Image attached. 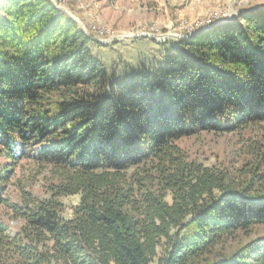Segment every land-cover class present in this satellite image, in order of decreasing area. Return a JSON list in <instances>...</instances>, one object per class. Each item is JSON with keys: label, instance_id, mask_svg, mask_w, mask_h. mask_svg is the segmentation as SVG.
<instances>
[{"label": "trees", "instance_id": "1", "mask_svg": "<svg viewBox=\"0 0 264 264\" xmlns=\"http://www.w3.org/2000/svg\"><path fill=\"white\" fill-rule=\"evenodd\" d=\"M94 43L51 0H0V264H264V235L225 252L264 224V5L124 79ZM252 127L233 171L180 144ZM22 159L43 195L5 192Z\"/></svg>", "mask_w": 264, "mask_h": 264}, {"label": "rangeland", "instance_id": "2", "mask_svg": "<svg viewBox=\"0 0 264 264\" xmlns=\"http://www.w3.org/2000/svg\"><path fill=\"white\" fill-rule=\"evenodd\" d=\"M72 16L95 40L93 55L112 68L120 79L136 73L138 66L157 63L165 51L177 46L179 39L191 37L210 26L233 21L240 12L264 5V0H51ZM209 26V27H208ZM207 28V29H206ZM264 127V122L262 123ZM253 127L230 132H208L181 138L180 144L191 158L221 169L242 166V146L255 136ZM260 134V132H259ZM32 151V149L30 150ZM36 165L22 159L10 176L6 191L10 197L27 190L43 195L50 183L48 172L36 174ZM17 195V194H16ZM78 195L60 198L65 216H70ZM5 224L17 232L21 220L10 211L1 213ZM264 235V224L248 235H238L225 244V252ZM153 264H156L154 261Z\"/></svg>", "mask_w": 264, "mask_h": 264}, {"label": "water", "instance_id": "3", "mask_svg": "<svg viewBox=\"0 0 264 264\" xmlns=\"http://www.w3.org/2000/svg\"><path fill=\"white\" fill-rule=\"evenodd\" d=\"M208 27H209V26H208ZM210 27H211V26H210ZM206 29H207V28H206ZM201 32H202V31H199L198 34L201 33Z\"/></svg>", "mask_w": 264, "mask_h": 264}]
</instances>
